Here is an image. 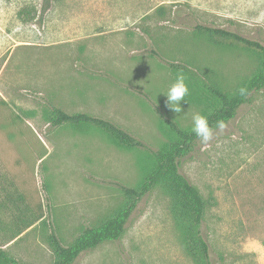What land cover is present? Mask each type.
<instances>
[{
	"label": "rangeland",
	"instance_id": "rangeland-1",
	"mask_svg": "<svg viewBox=\"0 0 264 264\" xmlns=\"http://www.w3.org/2000/svg\"><path fill=\"white\" fill-rule=\"evenodd\" d=\"M197 25L264 45V0H0V248L8 255L54 264L52 231L70 245L125 205L121 186L138 187L151 164L146 149H119L95 127H52L50 104L109 120L157 150L168 141L158 113L188 129L193 113L215 108L199 78L233 92L252 76L254 54L212 44ZM180 73L189 95L176 113L161 92ZM180 171L206 203L210 263L264 264V91L210 143L199 141ZM75 264L197 263L171 197L156 187L120 241Z\"/></svg>",
	"mask_w": 264,
	"mask_h": 264
},
{
	"label": "trees",
	"instance_id": "trees-1",
	"mask_svg": "<svg viewBox=\"0 0 264 264\" xmlns=\"http://www.w3.org/2000/svg\"><path fill=\"white\" fill-rule=\"evenodd\" d=\"M195 31L216 46L231 42L251 52L257 58L258 66L255 72L233 92L219 89L217 85H211L205 79L199 78L202 90L212 96L217 103L212 111L205 110L203 115L208 117L210 124H215L218 120H223L227 124L236 118L241 106L250 102L253 93L264 91V45L225 29L197 25ZM152 55L156 56L157 54L153 52ZM171 66L178 67L173 64ZM184 69L189 70L185 67ZM241 88L245 89L243 95L240 94ZM2 104L6 105L5 102ZM158 114L161 119V129L167 135L168 141L159 149L152 150L109 120L86 113L69 114L54 104L49 105L46 116L52 127L66 124H71L74 127L80 126V130H84L86 127H95L107 135L119 149L144 148L149 151L151 159L150 166L142 167L143 180L138 187L121 186L126 203L113 215L98 225L86 227L68 246L63 245L56 232L52 231L48 241L54 252V264H75L83 254L105 243L120 241L138 203L156 187L163 188L171 197V211L188 255L197 264H211L210 244L202 233L206 203L199 189L180 171L181 159L186 158L194 151L199 140L192 131V127L182 128L176 121L161 113ZM42 219V217L38 218L39 221ZM32 225L30 224L26 229ZM0 264L20 263L0 248Z\"/></svg>",
	"mask_w": 264,
	"mask_h": 264
},
{
	"label": "clouds",
	"instance_id": "clouds-1",
	"mask_svg": "<svg viewBox=\"0 0 264 264\" xmlns=\"http://www.w3.org/2000/svg\"><path fill=\"white\" fill-rule=\"evenodd\" d=\"M164 93L167 97L168 106L176 113H181L182 111V101H185L186 97L189 95V87L186 83V77L183 73L176 76L174 82ZM245 89H240V94L243 95ZM192 131L195 136L202 144L210 143L217 132H223L225 130L226 124L223 120H218L215 124H210L208 117L195 112L192 114Z\"/></svg>",
	"mask_w": 264,
	"mask_h": 264
}]
</instances>
